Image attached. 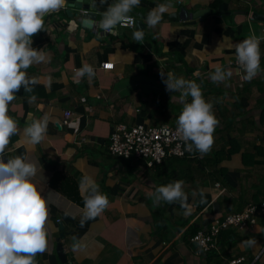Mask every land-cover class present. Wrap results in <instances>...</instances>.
I'll use <instances>...</instances> for the list:
<instances>
[{
    "label": "crops",
    "instance_id": "0c3cea01",
    "mask_svg": "<svg viewBox=\"0 0 264 264\" xmlns=\"http://www.w3.org/2000/svg\"><path fill=\"white\" fill-rule=\"evenodd\" d=\"M83 1L93 18L84 17L72 0L44 17L45 31L32 37L33 47L45 48L50 63L27 69L40 83L32 93L21 87L9 106L20 134L11 137L6 154H27L43 169L37 188L48 202L49 244L38 255L39 264H62L56 251L61 232L69 264H227L239 256L244 257L240 264H264L260 214L255 225L221 230L211 250L198 253L191 240L194 229L206 230L215 218L264 198V71L245 81L234 64L238 42L252 33L264 35V15L254 16L264 14V0H170L171 13L164 14L156 29L147 28L145 17L167 0H141L129 13L136 18V29L145 31L140 42L133 40L134 27L118 25L115 35L98 27L102 13L116 0ZM260 50L264 69V40ZM107 61L113 62L112 69L101 67ZM83 63L93 65L96 75L75 83V71ZM217 66L230 68L231 78L213 83L210 75ZM160 71L195 81L220 121L211 150L201 154L193 148L191 174L186 165L184 171L176 168L175 180L185 182L189 215L178 201L154 203L155 187L174 178L160 172L165 178L159 179L144 159L109 150L119 124L176 125L183 107L180 93L165 90ZM30 95L36 96L35 104L28 103ZM66 110L70 115L64 123ZM29 113L37 119L49 116L44 140L35 146L22 139ZM198 162L203 170L196 169ZM167 164L163 166L169 168ZM85 175L107 194L109 206L81 223L80 180ZM73 237L80 244L76 250ZM250 237L256 246L242 243Z\"/></svg>",
    "mask_w": 264,
    "mask_h": 264
},
{
    "label": "clouds",
    "instance_id": "9594fccd",
    "mask_svg": "<svg viewBox=\"0 0 264 264\" xmlns=\"http://www.w3.org/2000/svg\"><path fill=\"white\" fill-rule=\"evenodd\" d=\"M141 0H116L102 13L98 27L105 33L115 35L114 31L121 27H134L133 40L140 42L144 38V30L136 29V21L129 13L140 5ZM67 0H0V264H39L38 255L48 249L49 232L46 227L49 217L47 198L42 196L37 184L43 179V169L27 154L9 157L6 149L11 137L20 134L17 120L9 115V106L17 99L23 87L25 92L32 93L33 87L40 83L37 76H29L27 69L33 65L50 63V53L45 48L33 47L32 37L45 31L44 17L58 12L65 7ZM170 0L157 4L149 10L144 23L147 28L156 29L165 13L170 14ZM264 35L252 33L235 45L236 63L243 70V79L251 81L264 69H261L260 43ZM107 68L109 65L104 64ZM96 75L93 65L83 63L75 71L74 82L87 76L92 79ZM165 90L180 93L183 104L176 121V133L186 144L187 150L193 148L201 154H207L214 145V132L220 121L213 111V104L206 101L200 86L192 80L178 77L172 72L159 73ZM233 75L232 70L217 66L210 75L213 83H223ZM51 78L49 77L50 88ZM191 97V102L187 98ZM36 96L30 95L28 103L35 104ZM171 100L173 97L171 96ZM30 123L24 127L22 139L27 145H38L45 137L49 116L45 114L37 119L29 113ZM161 131L167 135V126ZM5 156L7 162H5ZM184 181L173 182L155 187L154 203L179 202L184 214H191V205L184 191ZM84 196V215L86 219H94L109 206L107 194L99 190V185L88 175L80 180ZM204 202L203 200L201 201ZM199 236L194 237V242ZM73 250L80 247L73 237ZM243 244L256 246L254 237ZM237 264V261H233Z\"/></svg>",
    "mask_w": 264,
    "mask_h": 264
},
{
    "label": "built area",
    "instance_id": "2783aa9c",
    "mask_svg": "<svg viewBox=\"0 0 264 264\" xmlns=\"http://www.w3.org/2000/svg\"><path fill=\"white\" fill-rule=\"evenodd\" d=\"M81 14H85L86 10L82 9ZM132 16V15H131ZM136 21V18L132 16ZM137 22V21H136ZM107 64L109 67L104 68L102 65ZM234 64L238 71L240 69L236 63ZM101 67L104 69H112L113 62H103ZM70 111H64V120L66 123ZM167 126L168 134L165 135L161 129ZM177 125L161 124L158 126H147L143 124L126 125L119 124L115 131L110 136L109 150L118 156L128 158L134 156L144 159L147 167H152L155 163H160L165 157H185L192 156V151L187 150L186 144L180 139L176 133ZM257 214L264 218V198L259 203H248L239 211L227 214L222 218H215L206 230H198L191 240L194 242V237L199 236V240L195 243L198 253L211 250L216 247V239L221 230L227 227H234L239 230L246 228L249 225H255ZM260 253L256 255L259 258ZM244 257L239 256L232 258L227 264H233L237 261L240 264Z\"/></svg>",
    "mask_w": 264,
    "mask_h": 264
},
{
    "label": "trees",
    "instance_id": "16d2710c",
    "mask_svg": "<svg viewBox=\"0 0 264 264\" xmlns=\"http://www.w3.org/2000/svg\"><path fill=\"white\" fill-rule=\"evenodd\" d=\"M223 155V153H222ZM130 157H134V156H130ZM128 157V158H130ZM136 158V157H135ZM142 159V158H141ZM190 159H194V157H190V156H185V157H175V156H169V157H165L162 162L160 163H155L151 168H154V172L156 171L157 172V175L159 176V179H164L165 178V175H161L160 176V172H165L167 174V176L169 178H174L176 177V173L179 172L178 170H176V168H180L181 170L180 171H184L185 169H182L185 165L188 167V173L189 175L191 174L192 172V167L189 166V161ZM197 161H199V159H196ZM220 161V159H219ZM167 163H169V168L168 167H165L163 165H168ZM199 163V167L196 166V169L198 170H203V166L201 165L200 162ZM149 168V167H148ZM169 171V172H168ZM168 172V173H167ZM187 174V173H186ZM176 178L172 179V180H175ZM196 230V231H195ZM197 232V229H194V232L192 234H195ZM193 236V235H192Z\"/></svg>",
    "mask_w": 264,
    "mask_h": 264
},
{
    "label": "water",
    "instance_id": "95a60500",
    "mask_svg": "<svg viewBox=\"0 0 264 264\" xmlns=\"http://www.w3.org/2000/svg\"><path fill=\"white\" fill-rule=\"evenodd\" d=\"M72 1H75L76 2L75 3V6L76 7L83 8V9L86 10V13L83 14L84 17L89 18V19L90 18H93V15H92L93 13H92V11H90V8L88 7L89 5H86V4L83 5V2H85V1H83V0H72ZM263 15L264 14L254 13V16L256 18H258V19L263 18ZM136 24H137V22H136ZM139 25H141V28L143 27L142 21H139ZM62 237H63V233L61 232L60 233V236L57 238L56 251H57V253L59 255V258H60L61 263L62 264H69V262L67 261L66 255H65V250H64L63 245H62V243L60 241V238H62ZM37 259H38V257H37Z\"/></svg>",
    "mask_w": 264,
    "mask_h": 264
},
{
    "label": "rangeland",
    "instance_id": "374dc122",
    "mask_svg": "<svg viewBox=\"0 0 264 264\" xmlns=\"http://www.w3.org/2000/svg\"><path fill=\"white\" fill-rule=\"evenodd\" d=\"M196 161H197V160H196ZM196 161H195V162H196ZM196 163H197V162H196ZM192 169H193V168H192ZM194 169H195V167H194Z\"/></svg>",
    "mask_w": 264,
    "mask_h": 264
}]
</instances>
